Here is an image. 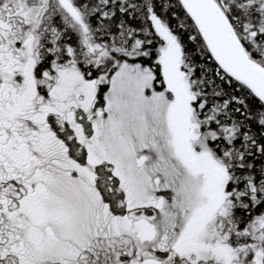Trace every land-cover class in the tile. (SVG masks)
I'll return each mask as SVG.
<instances>
[{
    "label": "snow or ice",
    "instance_id": "snow-or-ice-1",
    "mask_svg": "<svg viewBox=\"0 0 264 264\" xmlns=\"http://www.w3.org/2000/svg\"><path fill=\"white\" fill-rule=\"evenodd\" d=\"M0 264H264V0H0Z\"/></svg>",
    "mask_w": 264,
    "mask_h": 264
}]
</instances>
